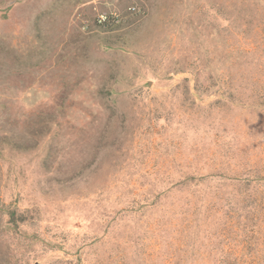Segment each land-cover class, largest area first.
Here are the masks:
<instances>
[{
  "label": "rangeland",
  "instance_id": "1",
  "mask_svg": "<svg viewBox=\"0 0 264 264\" xmlns=\"http://www.w3.org/2000/svg\"><path fill=\"white\" fill-rule=\"evenodd\" d=\"M0 264H264V0H0Z\"/></svg>",
  "mask_w": 264,
  "mask_h": 264
},
{
  "label": "built area",
  "instance_id": "2",
  "mask_svg": "<svg viewBox=\"0 0 264 264\" xmlns=\"http://www.w3.org/2000/svg\"><path fill=\"white\" fill-rule=\"evenodd\" d=\"M129 10L133 13L138 12L136 8H130ZM95 23L97 24V26L107 27L109 25H117V24L119 25L121 23V19L120 16L115 13H110V14L98 13V15L95 18ZM87 28H88L87 24L84 25V29Z\"/></svg>",
  "mask_w": 264,
  "mask_h": 264
}]
</instances>
